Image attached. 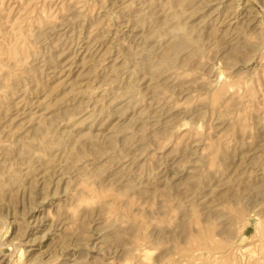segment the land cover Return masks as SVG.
Returning <instances> with one entry per match:
<instances>
[{"label": "rangeland", "instance_id": "rangeland-1", "mask_svg": "<svg viewBox=\"0 0 264 264\" xmlns=\"http://www.w3.org/2000/svg\"><path fill=\"white\" fill-rule=\"evenodd\" d=\"M0 264H264V0H0Z\"/></svg>", "mask_w": 264, "mask_h": 264}]
</instances>
